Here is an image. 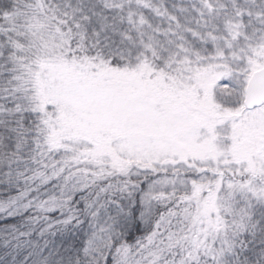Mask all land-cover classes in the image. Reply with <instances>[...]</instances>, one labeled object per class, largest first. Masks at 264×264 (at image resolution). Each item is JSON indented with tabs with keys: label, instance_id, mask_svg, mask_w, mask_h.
I'll list each match as a JSON object with an SVG mask.
<instances>
[{
	"label": "snow or ice",
	"instance_id": "6c2138e0",
	"mask_svg": "<svg viewBox=\"0 0 264 264\" xmlns=\"http://www.w3.org/2000/svg\"><path fill=\"white\" fill-rule=\"evenodd\" d=\"M0 264H264V0H0Z\"/></svg>",
	"mask_w": 264,
	"mask_h": 264
}]
</instances>
